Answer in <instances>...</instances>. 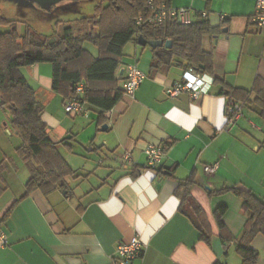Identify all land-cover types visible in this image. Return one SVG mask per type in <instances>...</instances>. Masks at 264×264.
<instances>
[{"label": "crops", "instance_id": "crops-1", "mask_svg": "<svg viewBox=\"0 0 264 264\" xmlns=\"http://www.w3.org/2000/svg\"><path fill=\"white\" fill-rule=\"evenodd\" d=\"M255 3L171 0V6L191 7L193 21L203 17L220 27L203 40L214 54L215 74L249 91L257 79L264 80V27L251 19ZM85 47L98 54L97 48ZM151 58L149 46L130 41L124 47L117 71L123 96L105 113V130L91 104L85 103L80 114L65 111L64 95L53 89L50 62L20 69L44 105L50 137L70 142L61 146L72 160L63 155L79 175L66 179L68 190L58 187L46 194L35 189L22 197L29 169L16 150L0 153L6 163L0 178V264H117L118 245L134 236L144 250L130 264H242L238 246L252 211L236 191H249L264 203L263 106L254 92L253 101L242 105L238 124L229 129L228 98L218 94L219 85L212 82L197 99L187 92L169 96L167 89L185 70L152 74ZM132 63L147 75L130 95L124 86ZM206 74L211 81L213 75ZM167 144L160 163L150 165L146 148ZM127 152L130 161L124 158ZM211 164L218 168L207 172ZM189 177L191 196L211 227L210 243L201 238L187 205L180 208L177 188ZM219 209L223 225L216 217ZM249 246L259 253L257 264H264V233Z\"/></svg>", "mask_w": 264, "mask_h": 264}, {"label": "trees", "instance_id": "trees-1", "mask_svg": "<svg viewBox=\"0 0 264 264\" xmlns=\"http://www.w3.org/2000/svg\"><path fill=\"white\" fill-rule=\"evenodd\" d=\"M155 1L171 6V0ZM150 12L146 0H99L92 15L76 19L73 26H66L62 34L47 36L38 35L28 25L24 33H20L21 21L0 14V26L8 28L0 31V108L10 114L12 130L20 138L16 152L29 169L22 197L35 189L46 194L58 187L68 190L66 179L79 175L61 151V145L70 146V142L65 139L55 141L50 137L42 118L44 105L21 73L22 67L50 62L53 65V89L61 92L65 100L76 94V84L85 82L82 101L98 109V123L101 125L107 121L105 113L123 96L117 71L126 44L137 42L139 35L149 40L171 39V48L162 46L152 49V74L166 72L172 67L183 70L194 68L213 75V83L220 88L218 94L225 95L227 103L240 102L244 105L253 101L251 95L255 92V101L264 110V80L257 79L253 90L249 91L229 86L215 74L214 54L205 50L203 40L205 36L219 32V26L211 25L203 17L189 24L174 18L156 26L137 24L139 15L146 16ZM75 26L78 27L76 32ZM86 43L95 46L98 54L91 53L85 47ZM169 146L165 145L164 149ZM4 169L5 163L0 161V178ZM192 183L193 177H189L178 185L177 193L182 199L180 208L182 210L187 205L189 216L202 232L201 238L210 243L211 227L203 208L191 196ZM3 191L0 187V195ZM236 192L243 196L245 206L252 211L238 252L242 264H257L259 253L249 243L257 233H264V203L249 191L240 189ZM222 215L223 209L216 211L221 225Z\"/></svg>", "mask_w": 264, "mask_h": 264}, {"label": "built area", "instance_id": "built-area-1", "mask_svg": "<svg viewBox=\"0 0 264 264\" xmlns=\"http://www.w3.org/2000/svg\"><path fill=\"white\" fill-rule=\"evenodd\" d=\"M146 2L151 12L146 16L142 14L138 16L136 22L139 25L148 23L156 26L162 24L168 18H174L183 24H189L193 21V9L191 7L168 6L164 2H156L155 0H146ZM202 15L207 17L208 14L204 11ZM251 19L258 27H264V0H256L255 10ZM146 75L147 73L138 63L129 64L126 71L125 92L130 95L134 94L136 89L145 79ZM207 77L208 75L206 73H201L194 68H189L183 72L182 77L179 80L175 81L167 89V93L169 96L175 97L182 92H187L193 98L197 99L202 94H205L212 85L214 78L211 77V81L208 82ZM74 87L76 94L65 100V111L68 114H80L86 112L85 102L82 101V96L85 91V82L82 81ZM225 111L227 127L232 129L242 118V104L240 102L227 103ZM146 153L150 165L157 166L160 163L165 150L161 146L149 145L146 148ZM124 158L130 161L131 154L127 152ZM217 168L218 164L205 166L207 172H214ZM143 250L144 244L138 236L132 237L129 241L121 242L117 248L116 263L130 264L133 259L143 253Z\"/></svg>", "mask_w": 264, "mask_h": 264}, {"label": "rangeland", "instance_id": "rangeland-1", "mask_svg": "<svg viewBox=\"0 0 264 264\" xmlns=\"http://www.w3.org/2000/svg\"><path fill=\"white\" fill-rule=\"evenodd\" d=\"M99 0H61L53 4L50 9L42 7L35 0H0V14L9 18L21 21L19 32L24 33L26 25L38 35L47 36L53 33L62 34L66 26L74 24V21L83 16L92 15L95 5ZM8 28L0 26V31ZM78 27H74L76 32ZM87 46L94 47L90 43ZM97 49H95L96 51ZM11 132H10V131ZM20 138L14 133L11 127V117L7 111L0 108V153H9L16 150ZM61 151L69 157L67 150L61 146ZM15 153V152H14ZM15 156L21 158L16 152ZM94 155L92 156L95 158ZM22 159V158H21ZM69 159L72 160L70 156ZM5 163L4 159L1 160ZM69 161V160H68ZM95 165L96 161H95ZM6 167V163H5ZM100 166H98L99 168ZM15 191V188L13 189Z\"/></svg>", "mask_w": 264, "mask_h": 264}, {"label": "water", "instance_id": "water-1", "mask_svg": "<svg viewBox=\"0 0 264 264\" xmlns=\"http://www.w3.org/2000/svg\"><path fill=\"white\" fill-rule=\"evenodd\" d=\"M36 2H38L42 7L50 9L51 6L53 4H56L57 2L61 1V0H35ZM51 42L53 41V39L50 40ZM137 43L141 46H149L151 49L156 48V47H166V48H171L172 46V40L171 39H167V40H163V39H147L145 38L143 35H139L138 39H137ZM108 124L104 123L102 125V129L105 130L107 129ZM66 138H71V135L66 136Z\"/></svg>", "mask_w": 264, "mask_h": 264}, {"label": "flooded vegetation", "instance_id": "flooded-vegetation-1", "mask_svg": "<svg viewBox=\"0 0 264 264\" xmlns=\"http://www.w3.org/2000/svg\"><path fill=\"white\" fill-rule=\"evenodd\" d=\"M34 1V0H33Z\"/></svg>", "mask_w": 264, "mask_h": 264}]
</instances>
